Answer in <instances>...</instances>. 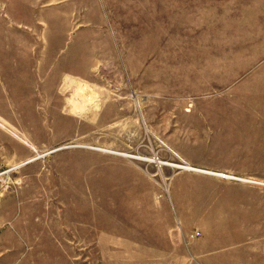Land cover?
<instances>
[{"label":"rangeland","instance_id":"obj_1","mask_svg":"<svg viewBox=\"0 0 264 264\" xmlns=\"http://www.w3.org/2000/svg\"><path fill=\"white\" fill-rule=\"evenodd\" d=\"M0 264H264V0H0Z\"/></svg>","mask_w":264,"mask_h":264},{"label":"bare ground","instance_id":"obj_2","mask_svg":"<svg viewBox=\"0 0 264 264\" xmlns=\"http://www.w3.org/2000/svg\"><path fill=\"white\" fill-rule=\"evenodd\" d=\"M124 155L125 156H129L128 154H124ZM173 166H175V165L173 164ZM175 167L184 168V169H187V170H193V171L202 172V173H207V174H211V175L218 176V177L235 178V177L230 176L229 174H226V173L215 172V171H208V170H204V169H201V168H198V167L191 166L189 164L176 165Z\"/></svg>","mask_w":264,"mask_h":264},{"label":"crops","instance_id":"obj_3","mask_svg":"<svg viewBox=\"0 0 264 264\" xmlns=\"http://www.w3.org/2000/svg\"><path fill=\"white\" fill-rule=\"evenodd\" d=\"M202 116H203V117H205L206 115H205V116H204V115H202ZM207 118H210V117H207ZM217 118H218V117H217ZM31 160H32V159H30L29 161H31ZM26 162H27V161H26Z\"/></svg>","mask_w":264,"mask_h":264},{"label":"built area","instance_id":"obj_4","mask_svg":"<svg viewBox=\"0 0 264 264\" xmlns=\"http://www.w3.org/2000/svg\"><path fill=\"white\" fill-rule=\"evenodd\" d=\"M152 160H154V158H153ZM4 172H5V171H4Z\"/></svg>","mask_w":264,"mask_h":264}]
</instances>
